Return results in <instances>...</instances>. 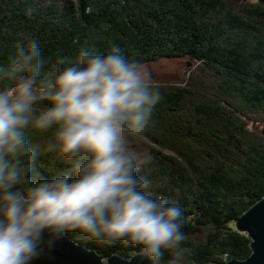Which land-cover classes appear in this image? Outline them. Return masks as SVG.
Masks as SVG:
<instances>
[{"label":"trees","instance_id":"trees-1","mask_svg":"<svg viewBox=\"0 0 264 264\" xmlns=\"http://www.w3.org/2000/svg\"><path fill=\"white\" fill-rule=\"evenodd\" d=\"M28 39L46 65L111 45L142 65L190 63L184 81L151 82L161 100L131 144L146 161L138 175L182 207L191 264L250 254L233 220L264 196V0H0V63ZM33 163L39 177L72 165L54 150ZM67 235L104 257L134 253Z\"/></svg>","mask_w":264,"mask_h":264},{"label":"clouds","instance_id":"clouds-1","mask_svg":"<svg viewBox=\"0 0 264 264\" xmlns=\"http://www.w3.org/2000/svg\"><path fill=\"white\" fill-rule=\"evenodd\" d=\"M160 100L117 45L46 65L37 42L17 43L0 63V264H36L69 233L120 241L145 264H191L182 207L138 175L131 146ZM53 150L71 167L39 177L37 152Z\"/></svg>","mask_w":264,"mask_h":264},{"label":"water","instance_id":"water-1","mask_svg":"<svg viewBox=\"0 0 264 264\" xmlns=\"http://www.w3.org/2000/svg\"><path fill=\"white\" fill-rule=\"evenodd\" d=\"M233 224L237 231L245 233L250 239V254L238 259L227 253L221 262L194 264H264V196L237 216ZM36 264H145V261L135 252L129 257L117 253L104 257L94 248H87L66 235L47 249Z\"/></svg>","mask_w":264,"mask_h":264},{"label":"rangeland","instance_id":"rangeland-1","mask_svg":"<svg viewBox=\"0 0 264 264\" xmlns=\"http://www.w3.org/2000/svg\"><path fill=\"white\" fill-rule=\"evenodd\" d=\"M188 65L190 63L185 60L162 59L142 66L148 73L152 83H178L184 81L188 76L190 71L187 70Z\"/></svg>","mask_w":264,"mask_h":264},{"label":"bare ground","instance_id":"bare-ground-1","mask_svg":"<svg viewBox=\"0 0 264 264\" xmlns=\"http://www.w3.org/2000/svg\"><path fill=\"white\" fill-rule=\"evenodd\" d=\"M206 98V97H205ZM47 162V161H46Z\"/></svg>","mask_w":264,"mask_h":264}]
</instances>
